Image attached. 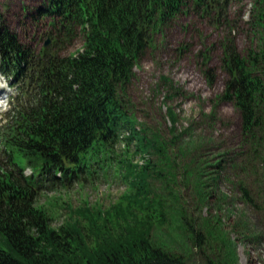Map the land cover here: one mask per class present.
Here are the masks:
<instances>
[{
    "label": "trees",
    "instance_id": "1",
    "mask_svg": "<svg viewBox=\"0 0 264 264\" xmlns=\"http://www.w3.org/2000/svg\"><path fill=\"white\" fill-rule=\"evenodd\" d=\"M239 1L49 0L39 13L53 20L54 46L33 56L23 50L14 33L0 30L2 74L13 82L21 73L28 84L0 125L2 150L18 171L0 165V264H187L183 255L153 236L155 226L167 222V214L166 199L153 187L152 179L175 177L176 162L164 169L171 159L167 143L160 135L148 137L145 128H137L129 107V83L156 34L192 13L223 29L220 68L226 80L221 99L232 102L239 112L244 144L261 146L264 0L252 3L248 22L255 42L244 54L236 44L239 22L233 17ZM77 30L83 34L82 49L61 56L57 51L61 32L72 40ZM204 57L201 69L205 81L213 86L217 70ZM161 79L168 88V99L183 94L170 77ZM167 107L174 132L178 115L174 107ZM125 131L129 133L126 137ZM124 140L125 146L134 142V156L140 155L141 163L133 160L129 148L116 150ZM152 152L164 158L161 165L146 156ZM17 157L31 167V175L23 173L25 168ZM102 161L118 164L131 190L126 195L131 203H118L104 212L87 207L79 210L87 224L72 213L63 224L54 226L51 213L38 203L39 196L47 189L81 182ZM218 176L212 177L215 183ZM205 189H200L201 197L207 200ZM244 192L248 195L245 188ZM217 231V226L208 229L212 237L220 238L222 232L217 235ZM189 237L202 245V235L196 230H190ZM221 241L227 246L226 254L218 261L211 258L210 264H235L227 239Z\"/></svg>",
    "mask_w": 264,
    "mask_h": 264
},
{
    "label": "rangeland",
    "instance_id": "2",
    "mask_svg": "<svg viewBox=\"0 0 264 264\" xmlns=\"http://www.w3.org/2000/svg\"><path fill=\"white\" fill-rule=\"evenodd\" d=\"M48 1L0 0V30L14 33L28 55L54 46L53 20L39 13ZM253 1L240 0L233 8V17L239 22L236 44L242 54L255 42L248 22ZM156 35L154 44L135 67L128 91L137 128H145L148 137L160 135L167 143L171 159L164 169L176 162L175 177L152 179L153 187L166 199L167 214V222L155 226L154 239L183 255L187 264H210L211 258L220 260L227 251L221 238L227 239L235 264H264V142L258 147L244 144L239 112L232 102L221 99L226 80L220 68L224 31L190 13ZM48 39L51 42L45 46ZM58 39L57 51L63 57L76 54L84 43L80 30L72 40L62 32ZM204 56L210 58L211 67L217 70L213 86L205 81L201 69ZM20 74L11 83L0 74V125L5 122L4 114L15 107L28 86ZM163 75L170 77L183 94L168 99ZM167 106L174 107L178 115L174 132ZM175 134L180 136L174 138ZM128 135V131L123 132L124 137ZM129 142L125 146L127 141H121L116 150L129 148L133 160L141 163L142 157L134 156V142ZM2 146L0 165L18 173ZM157 154L146 156L161 165L164 158ZM16 160L25 168V175L31 174L25 161L19 157ZM219 161L221 167L217 165ZM215 175L219 177L216 183L212 179ZM124 180L118 164L102 161L81 182L76 181L69 188L45 190L38 203L51 213L54 226L63 224L72 213L85 225L88 221L82 212L79 216L81 209L91 207L104 212L112 210L115 204L131 203L126 197L131 190ZM203 186L209 191L207 200L201 197ZM214 226L222 232L220 238L208 233L209 227ZM190 230L202 235V245L189 239Z\"/></svg>",
    "mask_w": 264,
    "mask_h": 264
},
{
    "label": "water",
    "instance_id": "3",
    "mask_svg": "<svg viewBox=\"0 0 264 264\" xmlns=\"http://www.w3.org/2000/svg\"><path fill=\"white\" fill-rule=\"evenodd\" d=\"M50 44V39L47 40V42L45 43V46Z\"/></svg>",
    "mask_w": 264,
    "mask_h": 264
},
{
    "label": "bare ground",
    "instance_id": "4",
    "mask_svg": "<svg viewBox=\"0 0 264 264\" xmlns=\"http://www.w3.org/2000/svg\"><path fill=\"white\" fill-rule=\"evenodd\" d=\"M10 82H12V81H10ZM2 95V92L0 91V96Z\"/></svg>",
    "mask_w": 264,
    "mask_h": 264
}]
</instances>
